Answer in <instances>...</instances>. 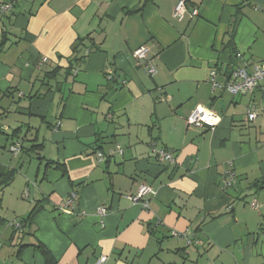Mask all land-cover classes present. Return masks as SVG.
Here are the masks:
<instances>
[{
    "label": "crops",
    "instance_id": "1",
    "mask_svg": "<svg viewBox=\"0 0 264 264\" xmlns=\"http://www.w3.org/2000/svg\"><path fill=\"white\" fill-rule=\"evenodd\" d=\"M178 1L0 0V264H45L37 244L54 264H264V81L248 96L210 81L226 83L237 53L264 64V0H184L198 17L182 21ZM196 107L217 126H188ZM140 185L146 209L128 198Z\"/></svg>",
    "mask_w": 264,
    "mask_h": 264
},
{
    "label": "built area",
    "instance_id": "2",
    "mask_svg": "<svg viewBox=\"0 0 264 264\" xmlns=\"http://www.w3.org/2000/svg\"><path fill=\"white\" fill-rule=\"evenodd\" d=\"M11 5L5 4L0 7V12H6L9 10ZM189 11L191 19H195L198 17V10L196 8H193L188 10L186 1L179 0L177 4L175 5L172 17L176 19L177 21H182L185 14ZM148 54V49L145 46H141L138 49H136L132 53V58L135 61H144L146 59V56ZM236 59L239 61L241 60L243 62L242 65H238L231 69L228 79L226 83L223 86H219L214 82V75L215 72L212 71L210 73V81L212 84V89L215 90L216 88L221 87L225 91H227L232 96H248L252 95L253 92L260 86V83L264 81V64L261 65H255L251 68H248L247 65L244 63L243 57L240 53H237L235 55ZM145 73L149 76L153 75L155 72L154 67L147 63L144 67ZM264 92V86L260 88ZM256 118V114L254 110H250L247 112V120L248 122L254 121ZM186 124L188 126H193L196 128H203V127H209L210 129L214 128L218 124V118L208 111L207 109H204L202 107H196L186 118ZM21 145L18 143H15L12 147H10V152L13 155H17L20 152ZM113 153H117L119 155L122 154V150L120 147H116L115 151ZM111 152V154H113ZM153 153L156 156V160L160 163H168L173 164L174 159L172 155V151L167 149H161V150H155L153 149ZM96 157L98 161L102 162L105 159V156L101 153H97ZM227 177L222 181V188L223 190H226L233 186L235 184V175L232 171L226 172ZM153 191L145 186L140 185L137 189V192L134 195L129 196V200L133 204H141L143 208H147V202L144 200L146 196L151 195ZM24 197H28V190L26 189L24 192ZM76 199V195L74 193H71L68 198L65 200L64 204L60 206L59 211L62 213H68L71 214L70 209H72L74 200ZM253 207H256V204H252ZM106 214V209L100 208L98 210L99 216H104ZM16 230L21 228V225L19 223L12 225ZM173 236L178 237L180 239H186L188 237L187 233H172ZM187 246L191 244V241L187 240ZM107 257L100 256L94 264H106L107 263Z\"/></svg>",
    "mask_w": 264,
    "mask_h": 264
},
{
    "label": "trees",
    "instance_id": "3",
    "mask_svg": "<svg viewBox=\"0 0 264 264\" xmlns=\"http://www.w3.org/2000/svg\"><path fill=\"white\" fill-rule=\"evenodd\" d=\"M4 40H5V38H3L2 41H4ZM81 44H82V42H79L77 44V47L76 46L73 47L74 52L78 53V46H80ZM2 46H3V43H0V49L2 48ZM227 47L231 49L232 53H234V49H233V45H232V40L229 41V43L227 44ZM83 58H84L83 56H81V57L76 56L72 60H70V62H69L70 67L67 68L66 73L67 74H70L72 72L71 70L73 68V66H72L73 63L74 62L75 63L80 62L81 60H83ZM54 72L55 73L57 72L56 69L52 73H54ZM108 77L110 79L113 78V72H109L108 73ZM263 186H264V181L263 182H260V183L257 182L254 185V187L257 188V189L263 188ZM40 208H41V206L39 204H37L35 207H33L32 210L30 211L28 217L25 218V219H23L22 223L26 226L27 223L31 221V219L34 216L35 212H37ZM24 225H23V227H24ZM151 232H152V230H151ZM26 247H28V246H24L23 245V246H20V249H23V248H26ZM33 248L35 250H37L42 255L45 264H54V260L52 259L51 255L49 254V252L47 251V249L44 248L43 245L37 244V245H34Z\"/></svg>",
    "mask_w": 264,
    "mask_h": 264
},
{
    "label": "rangeland",
    "instance_id": "4",
    "mask_svg": "<svg viewBox=\"0 0 264 264\" xmlns=\"http://www.w3.org/2000/svg\"><path fill=\"white\" fill-rule=\"evenodd\" d=\"M9 149H10V148H9ZM9 152H10V150H9ZM30 158H31V162H32V164L37 163V161H38L37 155H35V154H33V155L29 154V158H28V160H30ZM26 199H27V198H26ZM19 200H21V195L19 196ZM4 211H6V210L4 209ZM12 219H13V218H12ZM12 219H11V220H12ZM199 260L201 261V258H200ZM204 261H205V260H204ZM186 264H190V261H187Z\"/></svg>",
    "mask_w": 264,
    "mask_h": 264
}]
</instances>
